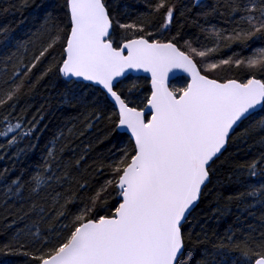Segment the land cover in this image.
I'll return each instance as SVG.
<instances>
[{"label":"snow or ice","instance_id":"obj_1","mask_svg":"<svg viewBox=\"0 0 264 264\" xmlns=\"http://www.w3.org/2000/svg\"><path fill=\"white\" fill-rule=\"evenodd\" d=\"M29 3L11 0L0 15ZM195 6L206 9L203 17L219 16L226 24L205 29L191 21L211 47H194L183 33L190 21L177 0H153L133 23L122 22L120 0H63L55 5L58 15L45 16L37 35L41 46L28 63L23 44L0 56V74L8 77L0 87V108L8 110L0 114L6 124L0 137L8 148L36 131L33 116L30 127L18 132L21 117L12 113L45 78L63 82L67 102L84 118V129L61 131L33 174L7 187L29 202L16 212L20 219L34 215V225H48L35 253L19 245L33 264H193L196 246L208 239L197 210L227 163L226 154L253 140L258 154L236 165L233 174L246 188L239 198L264 207V0H196ZM154 15L166 21L155 31ZM7 33L0 27L5 41ZM233 45L240 52L217 58L221 47ZM225 66L244 76L211 75ZM141 70L150 74L147 94L131 76ZM102 123L109 134L128 133V140L118 153L89 164L87 150L77 153L72 145ZM85 165L105 179L90 186ZM214 247L215 252L204 248L194 264H221L213 257L223 248L238 250L241 264H264V232L238 239L230 231Z\"/></svg>","mask_w":264,"mask_h":264},{"label":"trees","instance_id":"obj_2","mask_svg":"<svg viewBox=\"0 0 264 264\" xmlns=\"http://www.w3.org/2000/svg\"><path fill=\"white\" fill-rule=\"evenodd\" d=\"M10 2L11 0H0V8L8 7ZM152 2L153 0H120L123 6L122 10L126 13L122 22H136L137 16L144 13L146 6ZM62 3L63 0H30L28 7L0 15V27L8 29L7 41L4 40L3 36H0V56L16 51L15 45L23 44L26 48V51L21 50L23 62L28 63L34 54H38L41 46V41L37 39V35L45 16L48 13L53 16L58 15L55 5ZM207 3L213 4L215 0H207ZM177 5L182 7L189 17L190 22L184 25L183 33L192 41L193 46L207 45L211 47L210 42L205 39L207 34L191 21L198 20L203 28L208 29L212 25L217 28L225 27L226 24L223 19L219 16L203 17L201 14L206 9L195 6L196 0H177ZM150 22L155 31L166 21L163 16L154 15L150 18ZM169 27L172 28L173 26L170 25ZM164 34L166 36L172 35L174 31ZM6 43H10L12 46L6 48ZM232 50L240 52V49L233 45L232 49L221 47L216 56L217 58H227L231 55ZM240 54L241 56L249 55L250 50ZM39 68L40 65H37V69ZM37 69H34L33 72L38 75ZM211 75L240 79L244 73L240 69H228L225 66L223 70L217 69ZM131 76L147 94L150 88V80L145 76ZM7 78L6 75L0 74V87H6L3 85V80ZM173 83L178 82L173 81ZM66 95L62 81L54 78L51 82H48L47 78L41 80L34 90L28 91L26 95L21 97L12 113L13 117H21L22 128L18 132H23L30 127L28 121L33 116L39 121L36 131L31 137L20 140L13 148H8L5 138L0 137V145H3L0 147V157H3L0 158V173L3 174L0 176V264H33L30 257L21 253L26 249L35 253L41 239L45 238L48 225L43 222L34 225L33 222L36 219L34 215L20 219L16 212L19 211L21 204L27 209L29 202L27 200L21 201L19 197L8 193L7 187L12 180L18 177L27 180L33 174L45 157L50 142L54 141L61 131L67 134L68 128H72L73 125H75L74 131L84 129V118L81 115V110L73 108L67 102ZM7 111L6 105L0 108V114L6 115ZM41 116L43 117L42 120L40 119ZM12 122L15 123L16 121L12 120ZM5 127L6 124L0 121V130ZM127 140V133L120 131L109 134L107 127L102 123L91 130H85L84 135L76 138L72 146L76 148L77 153L87 150L88 163L91 164L94 159L100 160L111 156L113 153H118V150L127 143ZM257 149L258 145L253 140L249 141L248 144H241L230 149L229 153L226 154L227 163L213 180L208 194L197 210L199 221L208 239L203 244L196 246L192 258L193 264L200 258V253L204 248L215 252L214 245L224 239L230 231L238 239L250 235L259 238L260 234L264 232V207L255 204L250 199L239 198V194L244 192L246 188L233 174L236 165L243 164L258 154ZM5 169L7 172H4ZM83 177L88 180L90 186H95L98 181L105 179V176L95 173L87 165L83 170ZM241 180H247L246 175L242 176ZM23 195L27 198V186ZM87 195L88 191L81 192L82 197ZM230 197L232 199L229 202ZM226 204L227 208H225ZM251 204L255 206H249ZM218 208L219 211H217ZM20 215L22 216L23 213ZM13 221L15 222L13 223ZM29 228L31 231H28ZM22 229L23 231H21ZM17 233H19L18 236ZM21 244L25 245L26 249H21L19 247ZM5 245H10V247L5 248ZM220 252L222 254L215 255L213 259L221 262V264H241L244 259L240 252L234 248H223Z\"/></svg>","mask_w":264,"mask_h":264},{"label":"water","instance_id":"obj_3","mask_svg":"<svg viewBox=\"0 0 264 264\" xmlns=\"http://www.w3.org/2000/svg\"><path fill=\"white\" fill-rule=\"evenodd\" d=\"M131 75H134V76H145V77H147L149 80H150V74L149 73H145V72H143L142 70L141 71H139V72H136V71H132L131 72ZM183 76H186L187 74H182ZM86 83H88V82H86ZM122 132H124V131H122ZM126 133V132H125ZM128 134V133H127Z\"/></svg>","mask_w":264,"mask_h":264}]
</instances>
